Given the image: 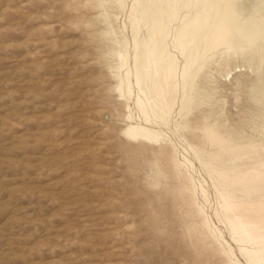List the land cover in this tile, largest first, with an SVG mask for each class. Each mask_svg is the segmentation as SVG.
I'll use <instances>...</instances> for the list:
<instances>
[{
    "label": "rangeland",
    "instance_id": "rangeland-1",
    "mask_svg": "<svg viewBox=\"0 0 264 264\" xmlns=\"http://www.w3.org/2000/svg\"><path fill=\"white\" fill-rule=\"evenodd\" d=\"M83 1L0 0V264H231L186 189L175 142L124 138L120 108L106 100L113 80L76 22ZM242 3L264 14V0ZM114 13L128 42L124 8ZM249 51L264 56V39ZM259 71L254 79L264 62ZM251 77L241 72L239 80ZM234 83L230 76L219 83L221 116L237 110Z\"/></svg>",
    "mask_w": 264,
    "mask_h": 264
},
{
    "label": "bare ground",
    "instance_id": "bare-ground-1",
    "mask_svg": "<svg viewBox=\"0 0 264 264\" xmlns=\"http://www.w3.org/2000/svg\"><path fill=\"white\" fill-rule=\"evenodd\" d=\"M119 7L128 42L113 26ZM76 11L113 80L106 100L120 108L124 138L151 147L173 140L186 189L231 264L239 259L225 249L212 216L244 264H264V71L254 79L264 56L256 60L249 51L264 39V14L246 10L242 0H84ZM140 22L145 32L138 41ZM241 72L252 77L239 80ZM227 76L235 82L230 96L237 110L221 116L226 99L219 83Z\"/></svg>",
    "mask_w": 264,
    "mask_h": 264
}]
</instances>
